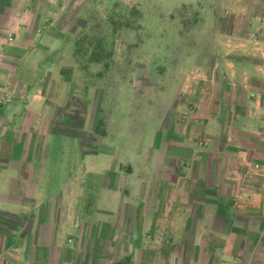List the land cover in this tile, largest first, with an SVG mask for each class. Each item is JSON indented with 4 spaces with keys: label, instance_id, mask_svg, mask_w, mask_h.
I'll return each instance as SVG.
<instances>
[{
    "label": "rangeland",
    "instance_id": "1",
    "mask_svg": "<svg viewBox=\"0 0 264 264\" xmlns=\"http://www.w3.org/2000/svg\"><path fill=\"white\" fill-rule=\"evenodd\" d=\"M65 4L71 8L64 20L72 21V26L61 33L79 37L82 47V71L70 80L71 91L77 89L75 81L82 86L80 93L72 92L80 95L76 111L66 108L58 113L61 117L65 112L66 131L76 139L52 138L45 143L52 175L46 185L49 211L60 215L65 206L67 217L79 212L85 227L96 226L85 221L95 216L118 229L122 242L130 238L121 234L123 227L129 224L131 231L134 225H143L141 216L159 214L160 224L152 218L145 221V253L114 262L128 264L140 258L143 264H156L149 249L170 244L171 221L182 222L174 218L176 214L170 218L171 198L177 196L180 206L197 211V204L189 201L212 190L203 186L207 174H212L205 169L219 163L221 135L238 132L235 109L224 112L220 104L223 79L217 69L223 61L218 58L239 51L235 37L248 32L243 17L247 12H239L238 5L263 10L264 0H65ZM91 53L97 60L87 58ZM59 62L74 66L72 58ZM111 191L113 197H133L135 203L120 204L115 217L112 212L95 213L112 209ZM126 212L133 219L126 221L122 217ZM195 223L190 221L193 231ZM77 238L83 244L90 239ZM162 249V259L169 260L165 246ZM193 253V258L202 259L200 252Z\"/></svg>",
    "mask_w": 264,
    "mask_h": 264
},
{
    "label": "crops",
    "instance_id": "2",
    "mask_svg": "<svg viewBox=\"0 0 264 264\" xmlns=\"http://www.w3.org/2000/svg\"><path fill=\"white\" fill-rule=\"evenodd\" d=\"M70 8L65 0H0V264H114L117 258L145 253L147 219L160 224L159 214H145L143 225L130 231L127 224L120 230L130 237L122 242L118 229L95 216V221H85L96 226L85 227L79 212L67 217L65 206L60 215L49 211L46 185L52 175L45 143L77 137L66 131L65 112L58 114L80 106V95L73 94L82 85L75 81L77 89L71 91L70 80L81 74L82 47L79 37L61 33L72 26L64 20ZM238 10L247 12L248 32L235 37L239 51L218 58L223 63L217 72L223 79L221 107L224 112L235 109L233 121L239 129L233 136L221 135L219 163L205 169L212 174L203 186L212 190L189 201L197 204V211L184 209L177 196L171 198L170 218L176 214L182 222L171 221L170 244L149 249L156 264H264V9L239 4ZM92 54L87 58L97 60ZM65 58H72L74 66L59 62ZM111 194L106 201L112 209L95 213L112 212L115 217L120 204L135 203L133 197ZM122 215L126 221L134 217ZM192 220L194 231L189 228ZM83 235L90 237L89 245L81 238L76 242ZM163 246L167 261L162 259ZM193 252H200L202 259L193 258ZM144 262L133 258L128 264Z\"/></svg>",
    "mask_w": 264,
    "mask_h": 264
}]
</instances>
